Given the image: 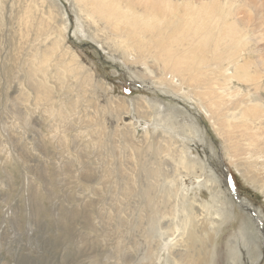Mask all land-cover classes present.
Wrapping results in <instances>:
<instances>
[{"label":"rangeland","instance_id":"1","mask_svg":"<svg viewBox=\"0 0 264 264\" xmlns=\"http://www.w3.org/2000/svg\"><path fill=\"white\" fill-rule=\"evenodd\" d=\"M158 1L170 2L177 11L197 4ZM216 1L211 4L215 14L225 16L233 33L232 47L223 45L219 52H228V62L233 61V102L249 107L255 102L264 112V0ZM85 2L0 0V264H150L151 224L155 220L154 227L164 231L175 222L166 215L173 208L167 188L186 178L174 163L181 150L196 161V174L203 170L204 176H190L187 198L194 201L195 220L204 215L217 226L219 264H264V218L258 230L251 213L236 201L261 219L262 177L255 183L246 178L232 153L242 152L260 168L253 156L264 153V133L257 136L261 148L255 151L240 134L242 124L255 136L264 125L252 124L250 108L241 118L243 112L236 114L231 152L206 106L187 87L168 93L134 71L136 63L124 62L117 53L109 56L90 39L75 6ZM204 2L209 6L213 0ZM53 42L59 46L46 74L60 58L69 62L73 53L93 76L89 86L74 84L85 75L77 72L64 78V88L43 76L40 56ZM43 79L49 88L39 86ZM40 92L49 102H36ZM208 175L223 205L215 201ZM160 240L163 264L169 239L163 232ZM178 259L184 264L183 256Z\"/></svg>","mask_w":264,"mask_h":264},{"label":"bare ground","instance_id":"2","mask_svg":"<svg viewBox=\"0 0 264 264\" xmlns=\"http://www.w3.org/2000/svg\"><path fill=\"white\" fill-rule=\"evenodd\" d=\"M99 1L101 5L104 2V5L101 6L97 3V0H92V2L89 0L82 6L80 4L75 5L79 14L77 17L80 24L87 32L89 31L90 39L95 41L100 48H104L109 56H112V53H117L116 55L120 56L124 62L132 63V66L136 63L133 66L134 71H138L149 78L155 86L164 91L166 90L168 93H179L187 87L190 95L196 98L200 105L206 106L212 126L222 140L228 144V149L230 148L231 152L236 148L235 133L237 131L232 129V125L236 121V114L240 115L243 112L240 116L241 118L250 108L249 113L253 116L252 124L257 126L264 125V112L261 111V107L257 103L254 102L249 107L248 103L244 104L242 102L239 105L233 102L235 95L230 90L232 76L235 74L231 72L233 61L228 62L226 56H230V54L227 51L225 54L219 53L222 51L221 47L223 45L224 47L228 45L227 48L225 47L228 50L232 47L233 33L230 29V23L225 20V16L219 18L215 14V8L211 4L215 6L218 1L213 0L208 6L204 4V0H196V6H194V3L191 4L189 2L190 5L178 11L174 10L170 2L158 0ZM61 10L62 12L65 11ZM226 15L229 16V12H226ZM233 15H230V19ZM63 16L65 17V13ZM65 21L67 22V18H65L64 23ZM94 27L95 30L90 32L89 29H94ZM98 28H101L107 38H103V36L95 32L99 31ZM58 46V42H53L51 47L41 54L39 69L43 76L46 74L49 58ZM67 59L69 62L60 58L54 65L52 64V70H49L50 72L46 75L57 81L60 88H64V78L66 76L70 77L71 74L75 76V72L77 74H85L84 77L81 76L82 78H75L74 84L79 83L80 85L89 86L93 82L91 73L83 71V64L78 62L73 53L68 55ZM246 65L245 63L243 68ZM134 71L133 73H135ZM167 75L169 78H167ZM140 79L143 80L145 78L142 79L141 76ZM38 83L43 88L47 84V79L45 81L43 79L42 82L39 80ZM177 84L179 85L178 89ZM46 88L49 87L46 86ZM39 94L35 97L36 102H39L40 99L48 101L44 93L40 92ZM243 98L252 99L250 95H245ZM151 108L156 109L155 107ZM144 117H146L145 114ZM242 126L243 132L240 136L245 135V140L254 146V151L260 149L258 137L264 133V129L258 126V132L255 136L251 127H247L246 124H242ZM175 132L177 133V131ZM171 134L168 133V135ZM171 136L173 137V135ZM232 153L233 157L238 158L239 164H237L240 167H244L246 178L255 183L259 176L262 177L263 184L261 186L264 191V158L261 157L264 153L254 152L255 161H261L260 168L251 164L248 161V157L244 156L242 152L235 150ZM176 157L174 163L177 170L181 168L186 171V178L183 179L181 184L174 182L167 188L173 208L166 215L171 218V222H175L173 224L170 223L164 231L160 226L154 227L157 224L155 220L151 224L149 236L153 242L150 264H159V259L161 258L159 253L162 247L160 237L163 232L169 239V248L165 250L162 257L163 264H180L179 256L184 257V264H219L220 257L216 254L214 248L217 226H215L213 221L206 222L204 215L201 216L200 221L195 220L194 201L187 198L186 191H189L190 176L192 179L204 176L201 174L203 170L199 171L200 174H196L194 170L196 161L189 158L183 150ZM207 177L208 181L211 182L210 189H213L212 195L215 201L223 205V202H220L221 192L214 186L216 181L213 180L211 175ZM162 208L164 210V206ZM219 208L222 209L223 207L219 206ZM159 213L157 212V214ZM261 217V219L258 218L260 221L264 216L261 215ZM151 219L153 220V218ZM189 246L191 248L187 252ZM176 253L178 254L176 255Z\"/></svg>","mask_w":264,"mask_h":264},{"label":"water","instance_id":"3","mask_svg":"<svg viewBox=\"0 0 264 264\" xmlns=\"http://www.w3.org/2000/svg\"><path fill=\"white\" fill-rule=\"evenodd\" d=\"M234 196H235V194H234ZM237 204H238L239 206H241L242 209L247 210V211H249V212L251 213V216H252V217L256 220V222H257V225H258V227H259L258 230H260V228L262 227L261 222H260V220L258 219L257 214H255V213L252 211L251 207L243 206V205L239 204V201H237Z\"/></svg>","mask_w":264,"mask_h":264}]
</instances>
